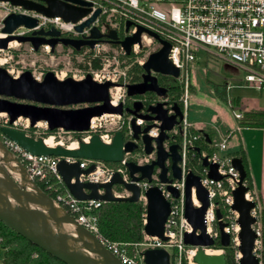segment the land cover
<instances>
[{"label":"water","instance_id":"1","mask_svg":"<svg viewBox=\"0 0 264 264\" xmlns=\"http://www.w3.org/2000/svg\"><path fill=\"white\" fill-rule=\"evenodd\" d=\"M1 3L21 8L24 12L34 13L46 18L59 17L64 22L77 24L75 30L82 33L90 28L100 16V9L93 11V3L86 0H0ZM38 25V19L26 13H11L3 19L0 38V51L9 49L12 42L30 44L35 52L42 46L49 45L54 52L58 45L81 51L87 47L94 49L99 43L121 46L127 57L131 55L132 46L141 43V35L147 33L160 45L142 65V79L138 83L126 84L111 81L97 82L91 74L77 80L72 77L59 79L54 72H47L38 80L31 71H24L18 76L11 75L0 66V114L8 116L9 125L1 127L3 137L11 140L25 152L33 156L60 157L57 172L68 191L78 201L140 202L141 188L139 183L151 182L152 176L158 173L160 182L168 184L167 189L179 197L177 189L170 186L174 180L182 179L181 146L172 137L173 130L180 129L184 112L179 104L169 106L163 101L168 97L167 89L160 85L159 76L179 79L180 70L169 59L171 44L157 33L138 26L137 32L121 40L117 31L108 29L102 33L99 27H91L90 36L80 39L61 37V31L52 27L49 31L34 30L31 36L15 35L19 28L32 30ZM133 25L126 23V31ZM44 37H50L46 39ZM122 88L130 105L123 102L114 105L111 101V90ZM154 95L161 101L145 104L139 98ZM14 99L15 101H12ZM105 115L129 118V130L116 131L111 144L104 143L98 134L93 135L90 143H80L78 149H67L63 146L50 147L42 138L28 136L24 131L12 125L20 118L29 121L34 127L45 123L49 131L63 129L68 132L83 133L89 131L94 118ZM144 125H138V120ZM153 128L159 129V135H149ZM205 137L209 142L207 134ZM168 143V148L165 144ZM199 152V148H196ZM125 155L128 180L116 172L107 183L81 181L82 176L94 172L95 165L87 169L80 168V160H94L108 164L121 163ZM67 158L76 160L69 163ZM151 159L149 162L146 160ZM232 165L240 173L241 183L234 192L232 209L239 213L238 235L239 251L242 258L238 264H260L253 255L256 234L252 229L255 219L251 215L255 203L247 201V188L242 182L247 178V170L241 158L235 157ZM203 166L209 168V178L221 180L218 165L203 159ZM119 188L128 193L116 196ZM200 207L192 201V191ZM147 198V217L144 233L167 241L164 236L165 223L170 214V204L164 198L159 187L145 192ZM184 215L192 227L191 233L183 236L187 246L199 248L194 256L195 264H227L223 254L209 255L203 249L216 245V241L206 233L204 216L210 201L207 190L201 185V178L194 173L185 178ZM222 214L217 211V219ZM0 221L17 234L65 264H123L113 255L94 234L79 225L59 204L44 192L29 177L24 165L4 145L0 138ZM225 224L219 223L220 246L227 248L231 244V235L225 233ZM145 264H172L170 254L163 248L146 249L142 253Z\"/></svg>","mask_w":264,"mask_h":264},{"label":"built area","instance_id":"2","mask_svg":"<svg viewBox=\"0 0 264 264\" xmlns=\"http://www.w3.org/2000/svg\"><path fill=\"white\" fill-rule=\"evenodd\" d=\"M93 3V11L100 9L101 14L91 26H95L103 18L105 22L98 25L101 32L104 34L108 29L117 31L119 38L123 40L128 36H132L137 32L138 26L144 27L157 33L162 39L171 44L169 59L172 64L180 70L179 81L184 86L182 95V105L184 112V120L180 129L173 130L172 137L181 136L179 145L181 146L180 154L182 161L179 166L182 169V179L174 180L170 186L177 189L179 197H175L172 192L167 189L168 184H162L159 179V174L155 173L152 176L151 182L144 181L139 183L141 188V196L139 198L147 207V198L145 192L153 187H159L164 198L170 204V214L165 223L164 236L167 241H162L157 237L146 236L145 242L133 250H129L127 245L111 242L105 239L98 232L97 216L92 214V211L99 208L103 202L99 201H78L68 191L64 182L57 172V165L62 159L60 157H44L33 156L22 150L19 146L11 140L3 137L4 145L13 154H15L21 163L24 165L30 179L38 186H43L52 194L59 206L75 221L90 231L95 237L105 245V247L115 255L123 264H145L143 251L146 249L163 248L168 251L171 257L172 264H182L183 258L188 257L191 263L194 260L199 248L187 246L183 242V236L186 233L192 232V227L188 223L184 215L185 208V178L187 174L194 173L201 178V185L207 190L209 196V207L204 216V223L206 226V233L220 243L219 223L225 224L223 231L231 235V244L229 247L234 249V259L236 263L242 258L239 251L240 241L238 235L241 231L238 225L239 213L232 209L234 204V192L238 190L241 183L240 173L232 165V160L235 158L228 153L230 140L235 133H239L242 127L238 126L228 132V134L219 142H214V152L208 154L201 153L199 167L189 166L188 153L190 150L197 148L196 143L205 137L202 133L192 134L191 125L187 120V110L189 101V88L191 86V71L192 65L197 61L198 53L206 51L214 54L216 57L226 61L227 63L241 69L244 75V82L248 87L256 88L264 97V0H158L157 2L143 1V0H86ZM5 5L8 15L11 13H26L38 19V25L32 30L19 28L15 35H25L24 31L40 30L43 27H54L63 33L73 35L74 37H89L90 28H85L82 33H78L75 28L83 21L74 24L64 22L61 18H46L34 13L24 12L21 8L13 7L10 4L1 3L0 8ZM164 8H167L165 10ZM102 19V20H103ZM131 21L133 25L126 31V23ZM65 25L71 26L69 29ZM23 30V31H21ZM141 43L132 46L131 55L128 57L134 58L136 63L142 66L148 57L160 49L161 45L147 33L141 35ZM105 45L114 46L108 43H99L94 49H87L94 52L93 58H100L103 63L101 69L96 71L94 79L98 82L111 81L118 83L121 73L117 69H109V63L112 61L118 64V56H110L101 53ZM118 48L120 57H126V53L121 46H114ZM42 48L49 49L48 46ZM41 48V49H42ZM127 60V59H126ZM41 80L40 78H37ZM116 89V88H115ZM113 90H111V101L113 102ZM121 90V88H120ZM126 96L119 95V101L125 102ZM116 104V105H117ZM232 107V102H229ZM245 112H233L236 121L243 118ZM107 115L101 118H94L91 122L89 131L83 133L68 132L63 129L49 131L45 124L44 129H39V123L31 127L27 124L22 131L28 136L37 137L30 133L40 132L46 144V139L59 138L56 146H63L71 149V145L80 143H90L93 135L98 134L100 139L106 143L111 144L116 131H124L125 126L129 130V120H123L120 116H108L111 120L117 119L118 126L115 129L106 128L101 121ZM19 120V119H18ZM17 122V121H16ZM16 122L13 124L15 125ZM9 123V121H8ZM43 124V123H40ZM138 125H144L143 120L137 121ZM12 125V126H13ZM1 126V125H0ZM8 126V125H7ZM6 127V126H1ZM37 128V129H36ZM264 129V125H263ZM62 135H70L74 141L67 145ZM149 135L153 138L158 137L159 129L153 128ZM48 137V138H47ZM46 138V139H45ZM168 148V143L165 144ZM241 149L244 150L243 144ZM128 155H125L124 160L119 164H108L94 160H80V168L87 169L90 165H95L94 172L87 176H82L81 181H89L92 183H107L110 181L112 175L119 172L124 180H128L125 164L128 161ZM211 164L218 165V174L222 177L221 180H214L209 178V168L203 166V159ZM151 159L146 160L149 162ZM69 163H74L76 160L67 158ZM242 185L246 187L247 193L245 199L255 203V207L251 211L255 223L252 229L256 234V240L253 247V255L259 259L260 264H264V222H263V207L261 205L259 193L253 187L251 179H245ZM194 190V189H193ZM45 192V191H44ZM126 192H116V196H126ZM192 201L195 207H200L201 204L196 198L195 190L192 191ZM222 214L221 220L217 219V211ZM147 213H144L143 220L146 224ZM2 242L0 237V264L2 258ZM214 252L219 250L223 254L224 249H216L215 246L203 249ZM185 253L188 256H185Z\"/></svg>","mask_w":264,"mask_h":264},{"label":"rangeland","instance_id":"3","mask_svg":"<svg viewBox=\"0 0 264 264\" xmlns=\"http://www.w3.org/2000/svg\"><path fill=\"white\" fill-rule=\"evenodd\" d=\"M9 6L5 5L0 8V33L2 27V20L6 15H8L7 8ZM167 10V8H164ZM103 19V18H102ZM100 20L96 25H102L105 19ZM23 31V30H21ZM46 48L40 49L35 52L33 47L29 44H12L11 48L7 50L0 51V66H3L8 70V72L13 76H18L22 72L31 71L36 78L42 79L47 72H54L59 79H65L67 77H72L74 79L80 80L85 78L87 74H91L94 77L96 70H93L91 66L86 68L89 63L87 62L89 56L93 58L94 52L85 49L82 53L76 54L71 49H66L58 47L56 52H51ZM101 53L110 56H118V64L113 61L109 63V69H117L121 73V77L118 82H130V76L128 71L136 63L134 58L130 60L120 57L118 48L114 46L105 45ZM101 63H103L101 61ZM103 67V66H102ZM98 71V70H97ZM245 73L235 66L223 61L222 59L216 57L214 54L200 51L198 53L197 61L192 65L191 80L195 79L196 91L192 94L188 105L189 113V123H193L196 120L202 121L209 126H220V132L223 133L225 127L220 125V122L228 121L235 123V127L238 126V121L233 116V112L243 111L246 112L251 108L264 109V97L259 90L253 87H248L244 82ZM62 77V78H61ZM100 79L97 80V82ZM213 84L217 85L219 88L226 86L227 88V100L221 99L215 93H210ZM116 93V92H115ZM117 93L119 95H125V90L121 89ZM192 93V88H189V96ZM238 99L240 102L238 103ZM194 100V101H193ZM202 102V104H197L194 102ZM229 102H232V107H230ZM216 121L213 122V119ZM111 117H105L101 123L106 125V128L115 129L117 124V119L111 120ZM125 119V118H124ZM8 116L5 114L0 115L1 126H7ZM29 121L23 118L17 120L16 124L12 127L15 129L22 130ZM39 129H44L45 124H41ZM37 129V128H36ZM36 130L30 131L31 134L38 138L40 132L34 133ZM232 137V142L237 139H241V143L246 149V155L248 159V169L252 185L256 190L262 193L264 199L263 186L264 181L261 178L259 159H257V153L261 150L262 140L264 138V129L253 130L252 128H242L239 133H235ZM66 141L67 145H70L74 141V138H70V135H62ZM48 138V137H47ZM46 139V138H45ZM59 138L54 140V144L58 142ZM240 141V140H239ZM240 143V145H241ZM257 154V155H256ZM132 250V249H131ZM225 253V252H223ZM185 256L188 254L185 253ZM184 262L187 264H195L194 260L191 263L188 257L183 258Z\"/></svg>","mask_w":264,"mask_h":264},{"label":"trees","instance_id":"4","mask_svg":"<svg viewBox=\"0 0 264 264\" xmlns=\"http://www.w3.org/2000/svg\"><path fill=\"white\" fill-rule=\"evenodd\" d=\"M85 49L81 51H75L76 54H80ZM89 60L87 61L89 65L86 68H91L93 70L101 69V59L100 58H92L89 56ZM124 59L130 60L131 57H124ZM130 76V82H138L142 79L143 68L139 64H135L128 71ZM159 79H164L162 81L163 86H166V82L169 79L175 80V83L178 85V95L182 97L184 92V86L180 83L178 79H173L170 76H159ZM218 90V87H216ZM178 96V97H179ZM223 98H225L223 96ZM182 106V104H181ZM242 128L251 127V128H262L264 125V111H256L250 110L246 111L243 115V118L238 123ZM1 125V124H0ZM127 131V127L125 126V130ZM192 134L202 133L203 135L207 134L210 141L207 138L199 140L196 145L199 148V152L195 150H190L188 153V161L189 166L199 167L201 165L200 158L202 152H207L211 154L214 152V141L213 135L209 130L197 131L191 129ZM176 141L179 143L181 141V136L176 137ZM235 157H239L243 160L245 168L247 170V179L250 178L248 164L246 160L245 153L242 149L233 155ZM113 165V164H112ZM39 187L45 191L50 197L52 194L47 191L43 186L39 185ZM118 192H121L122 189L117 188ZM147 212V207L142 202H106L102 203L101 206L94 211H92L93 215L97 216L98 220V232L105 239L119 243L123 245H127L129 250L135 249V247L143 244L145 242V231H144V220L143 215ZM0 237L3 239L2 242V264H65L62 261L54 258L50 254L46 253L39 247L17 234L15 231L5 226L0 221ZM216 249L222 248L220 243L218 242L215 245ZM224 255L226 257L227 264H237L234 259V249L231 247L223 248ZM182 264H187V262H182Z\"/></svg>","mask_w":264,"mask_h":264},{"label":"crops","instance_id":"5","mask_svg":"<svg viewBox=\"0 0 264 264\" xmlns=\"http://www.w3.org/2000/svg\"><path fill=\"white\" fill-rule=\"evenodd\" d=\"M143 1H151V2H157L158 0H143ZM213 86V88H211L212 90H210V93H212V94H216V95H218L221 99H223V100H227L228 98H227V87L226 86H224V87H222V88H219L217 85H215V84H213L212 85ZM196 87H197V85H196V82H195V79H192L191 80V88H192V93L190 94V96H189V101H190V99H191V96H192V94H194L195 93V91L197 90L196 89ZM216 87H218V90L216 89ZM223 96L225 97V98H223ZM189 101H188V105L190 104L189 103ZM194 101V100H193ZM240 102V100L238 99V103ZM194 103H197V104H202V102H194ZM189 109V108H188ZM250 110H256V111H264V109H260V108H251V109H249V110H247V111H250ZM188 117H189V113H188V110H187V120H188V122H189V119H188ZM214 121H216V119H215V117H214V119H213V122ZM190 125H191V128L192 129H194V130H196V132L197 131H205V130H209L210 131V133L213 135V141L214 142H219V141H221L227 134H228V132H230V131H232V130H234L236 127H235V123H232V122H228V121H223V122H220V125H223V127H225V129H224V132L223 133H221L220 132V126H209V125H207L206 123H204V122H202V121H195V122H193V123H190ZM247 128H251V127H247ZM253 130H261V129H263V127L262 128H252ZM232 140V139H231ZM230 140V143H229V151H228V153H230V154H232V155H235V154H237L239 151H240V149H241V145H240V143H241V139H237L235 142H232ZM242 144V143H241ZM246 149H244L243 151H244V153H245V156H246V160H247V163H248V159H247V155H246V151H245ZM258 154V155H257ZM256 155H257V159H259V164H260V171H261V178H263L262 179V181H264V138H263V140H262V145H261V150H260V152L259 153H257ZM264 183V182H263ZM264 187V186H263ZM116 192H117V190H115ZM257 192L259 193V197H260V201H261V205H262V207H263V222H264V199H263V197H262V193L260 192V191H258L257 190ZM263 192H264V188H263ZM125 195H129L128 193H126ZM264 196V195H263ZM264 227V226H263Z\"/></svg>","mask_w":264,"mask_h":264},{"label":"flooded vegetation","instance_id":"6","mask_svg":"<svg viewBox=\"0 0 264 264\" xmlns=\"http://www.w3.org/2000/svg\"><path fill=\"white\" fill-rule=\"evenodd\" d=\"M2 24H3V20H2ZM1 24V25H2ZM52 27H50V28H48L47 26L46 27H43L42 29H44L45 31H49L50 29H51ZM32 33H33V31H28V30H25L24 31V34L26 35V36H31L32 35ZM61 37H69L70 39L71 38H73V39H80L79 37H74L73 35H71L70 36V34H67V33H63V32H61ZM44 38H46V39H50V37H44ZM30 45V44H29ZM43 47V46H42ZM41 47V48H42ZM58 47H62V48H66V49H71L72 51H74V49L73 48H71V47H65V46H62V45H58L57 47H56V49H55V51L54 52H56V50H57V48ZM40 48V49H41ZM82 49H87V47H84V48H82ZM81 49V50H82ZM90 49V48H89ZM76 51V50H75ZM52 52V51H51ZM164 79H159V83H160V85L162 84V81H163ZM141 81V80H140ZM140 81H138V82H140ZM138 82H134V83H138ZM118 83H120V82H118ZM121 84H123V85H126V84H133V82H121ZM161 86H163V85H161ZM163 87H165L166 89H167V94H168V97L166 98V99H164L163 101H165V102H168L169 104V106H171V105H173L174 103H177V104H179V106H181V104H183L182 103V100H181V98L182 97H180L179 95H178V85L175 83V80H172V79H169L167 82H166V86H163ZM122 89V88H121ZM124 90V89H123ZM179 96V97H178ZM141 101H143L145 104H147V103H151V104H154V103H157V102H160L161 100L157 97V96H155L154 97V95H147V96H144V97H141V98H139ZM12 101H15L14 99H11ZM124 104L125 105H130L131 104V100H129L128 98H126V101L124 102ZM182 107V109H183V105L181 106ZM124 118H125V120L126 121H128L129 120V118H128V116L127 115H124V117H122V119L124 120ZM0 129H1V126H0ZM54 132V131H53ZM0 138L3 140V136H2V134H1V132H0ZM174 138V141H176V137H173ZM177 142V141H176Z\"/></svg>","mask_w":264,"mask_h":264},{"label":"bare ground","instance_id":"7","mask_svg":"<svg viewBox=\"0 0 264 264\" xmlns=\"http://www.w3.org/2000/svg\"><path fill=\"white\" fill-rule=\"evenodd\" d=\"M64 27L69 29L71 26L65 25ZM2 37H5V36L0 33V38H2ZM15 43H17V42L10 43L9 48H11V45L15 44ZM119 90H120V88H116V89L113 90V104L114 105H116L117 102L119 101V93H117ZM0 115H2V114H0ZM108 116L109 115H107L106 117H108ZM38 125H41V124L39 123ZM46 145H48L50 147H55L56 146V144H54V141L52 139H46ZM70 148L71 149H77V145H71ZM207 254H209V255H220L221 252L219 250H216L214 252L208 251Z\"/></svg>","mask_w":264,"mask_h":264}]
</instances>
